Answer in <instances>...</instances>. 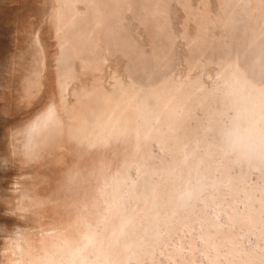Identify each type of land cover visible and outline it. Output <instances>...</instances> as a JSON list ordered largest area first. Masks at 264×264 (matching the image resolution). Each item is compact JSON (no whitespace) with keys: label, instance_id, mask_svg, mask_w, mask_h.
Wrapping results in <instances>:
<instances>
[{"label":"bare ground","instance_id":"1","mask_svg":"<svg viewBox=\"0 0 264 264\" xmlns=\"http://www.w3.org/2000/svg\"><path fill=\"white\" fill-rule=\"evenodd\" d=\"M33 1L5 264H264V0Z\"/></svg>","mask_w":264,"mask_h":264},{"label":"rangeland","instance_id":"2","mask_svg":"<svg viewBox=\"0 0 264 264\" xmlns=\"http://www.w3.org/2000/svg\"><path fill=\"white\" fill-rule=\"evenodd\" d=\"M34 8L35 3L33 0H0V264H5L4 255L7 254V251H5L6 246L15 238V232L17 233L19 230L17 229L18 222L20 226L23 221L21 220L20 222L19 216L16 217L17 215L10 209L14 199L13 192L17 185H15V183L22 180L23 177H26V170L12 158L10 151V134L22 117L27 114L28 108L19 107L9 102L10 98L7 94V86L9 87L12 81L13 83L16 81L20 75L19 70L24 73V71L31 66L32 50L30 51L29 49L30 38H28L26 34L18 32L22 37L25 35L23 38L20 37V35H17V31L26 27L28 14ZM17 28L19 29L17 30ZM25 46L29 47L26 48ZM26 49H29L30 52L28 51V53ZM14 62L16 63V67H14ZM23 67L25 68L23 69ZM11 104L13 107H11ZM255 176L256 174L251 177L252 181L256 180L257 176ZM248 238H245V244H247V246H252L255 242V237L248 236ZM2 253L4 255H2ZM2 256H4V258Z\"/></svg>","mask_w":264,"mask_h":264},{"label":"clouds","instance_id":"3","mask_svg":"<svg viewBox=\"0 0 264 264\" xmlns=\"http://www.w3.org/2000/svg\"><path fill=\"white\" fill-rule=\"evenodd\" d=\"M244 119L243 126L237 124L226 133V149L246 159H264V111L259 107L245 110Z\"/></svg>","mask_w":264,"mask_h":264}]
</instances>
